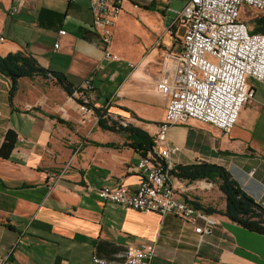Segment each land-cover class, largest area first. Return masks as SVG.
I'll list each match as a JSON object with an SVG mask.
<instances>
[{
  "label": "crops",
  "instance_id": "1",
  "mask_svg": "<svg viewBox=\"0 0 264 264\" xmlns=\"http://www.w3.org/2000/svg\"><path fill=\"white\" fill-rule=\"evenodd\" d=\"M125 1L109 42L121 60L111 61L103 57L89 0H24L12 15L11 0H0V55L31 54L73 87L69 95L51 76L21 77L10 103L11 80L0 72V144L8 129L17 135L9 156L0 157V257L4 264H91L94 255L122 260L128 245L151 241L150 264H264V234L225 215L201 210L202 217L185 222L96 195L104 184L136 187L141 154L134 138L116 128L124 121L155 144L168 98L155 90L154 75L164 51L179 50L165 32L171 22L149 14L150 5L158 8L155 0ZM86 79L93 89L82 97L95 111L82 119L73 98ZM247 82L253 89L248 115L237 117L227 133L191 121L171 125L166 136L180 148L171 154L173 165H220L247 196L264 204V84L250 77ZM96 111L108 127L99 125ZM172 180L177 200L224 209L217 183ZM196 226L210 232L200 236Z\"/></svg>",
  "mask_w": 264,
  "mask_h": 264
},
{
  "label": "built area",
  "instance_id": "2",
  "mask_svg": "<svg viewBox=\"0 0 264 264\" xmlns=\"http://www.w3.org/2000/svg\"><path fill=\"white\" fill-rule=\"evenodd\" d=\"M23 1L11 0L8 14L16 13ZM182 1V8L165 29L171 39L177 38L178 27L182 29L178 39L179 50H165L160 68L154 75L155 90L167 97L168 102L158 123L155 144L136 163L138 183L135 188L124 184L113 187L104 184L96 190V195L130 209L155 212L160 216L171 213L185 222H194L195 215L202 217L203 212L190 201L177 200L174 196L171 154L180 148L168 143L166 133L171 125L191 121L209 123L224 133L233 127L240 109L253 96L247 78L264 84V34L251 33L240 14L244 7L264 14V0ZM122 2L89 0L92 26L99 34L103 57L111 61L121 60L111 50L109 42ZM64 33V30H59V34ZM57 45L54 44L55 47ZM127 65L134 67L131 62ZM91 89L90 79L76 88L78 97L73 99L82 119L93 114L88 100L82 97L83 90ZM119 125L128 124L121 121ZM204 184L209 185L210 182L204 181ZM195 231L200 236L210 232L200 226H196ZM155 246L151 241L128 245L122 260L94 255L91 264H150ZM0 264H4L1 257Z\"/></svg>",
  "mask_w": 264,
  "mask_h": 264
},
{
  "label": "trees",
  "instance_id": "3",
  "mask_svg": "<svg viewBox=\"0 0 264 264\" xmlns=\"http://www.w3.org/2000/svg\"><path fill=\"white\" fill-rule=\"evenodd\" d=\"M153 6V5H150ZM149 6V7H150ZM251 33L264 34V14H260L249 20ZM0 72L8 76L11 80V86L8 93L9 102L17 88V80L21 77L33 78L40 76L42 78L53 77L55 84L61 87L69 95L73 94L72 84L65 76L56 71H50L42 67L37 60L23 51H16L7 55H0ZM90 106V104H88ZM93 109V108H92ZM95 111V110H93ZM98 115L97 122L101 127H108L105 119L96 111ZM54 118V117H53ZM59 122L63 119L55 117ZM118 131H125L134 138L133 148L143 155L152 145L150 136L143 130L131 125L118 126ZM17 140L16 132L8 129L2 138L0 144V157L7 158L15 146ZM112 145L113 144H107ZM171 174L176 177L187 178L191 180L206 179L217 183L218 189L224 195L225 207L223 210L211 206H202L197 201H190L196 209L202 210L206 214H222L230 220L239 223L248 230L264 234V206L253 201L247 196L231 178L230 174L220 165L211 163H192L173 165ZM247 198V199H246Z\"/></svg>",
  "mask_w": 264,
  "mask_h": 264
},
{
  "label": "rangeland",
  "instance_id": "4",
  "mask_svg": "<svg viewBox=\"0 0 264 264\" xmlns=\"http://www.w3.org/2000/svg\"><path fill=\"white\" fill-rule=\"evenodd\" d=\"M156 6L158 8H153V6H150V11L149 14H154L157 18H154V20H160L163 19L167 24L172 22L174 18L177 15V12L182 8L184 2L182 0H155ZM127 4V1L123 2L122 9H125V6ZM161 9V11H160ZM125 11V10H123ZM260 15V12L257 9L250 8V7H244L241 10L240 17L241 19L245 20L247 22L248 27L250 28L251 25L249 23V20ZM182 34V29L180 27L177 28L176 35L177 38L175 40V43L178 42L179 36ZM164 40L167 42H172L171 39L168 38L166 35L164 37ZM176 50V47L174 48ZM249 106L247 103H245L242 108L240 109L238 113V118L239 119H244L246 110ZM247 115H248V110H247Z\"/></svg>",
  "mask_w": 264,
  "mask_h": 264
},
{
  "label": "water",
  "instance_id": "5",
  "mask_svg": "<svg viewBox=\"0 0 264 264\" xmlns=\"http://www.w3.org/2000/svg\"><path fill=\"white\" fill-rule=\"evenodd\" d=\"M247 199V198H246Z\"/></svg>",
  "mask_w": 264,
  "mask_h": 264
}]
</instances>
